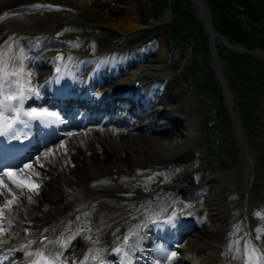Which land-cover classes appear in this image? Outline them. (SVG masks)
Listing matches in <instances>:
<instances>
[{"label": "bare ground", "instance_id": "bare-ground-1", "mask_svg": "<svg viewBox=\"0 0 264 264\" xmlns=\"http://www.w3.org/2000/svg\"><path fill=\"white\" fill-rule=\"evenodd\" d=\"M36 1L38 0L0 1V12L11 3L21 5L23 12H31V9L24 4ZM76 1L79 5L78 15L68 14L70 16L68 17L62 14L44 13L41 17L39 15L31 16L16 25L18 27L13 28H6L5 18L7 16L0 20V44L16 37V50L23 49L25 55H29L28 59L24 61L28 75L21 82H26V86L34 89L35 92H43L45 88L56 81L51 73L58 59L57 57L42 56V52L53 41L51 35L66 24V19H69L67 20L69 29L75 23H84V19L90 23L115 27L118 31L127 32L136 28L137 23H132V21L137 18L138 13L132 6L118 9L112 3L113 0H107L103 3L98 2V0ZM131 1L126 0L125 2L130 4ZM15 4L10 7H14ZM55 6L58 4L56 3ZM41 28H45L44 31L49 34L39 33L38 30ZM27 31L34 34H27ZM215 35L212 31V41H219ZM36 40L38 42L34 43ZM109 50H115V48ZM111 54H103L97 59L98 62L107 61L109 57L114 58L116 56V54ZM165 54L163 52L162 56L166 57ZM151 61L158 60L151 59ZM80 64H85V61L81 59ZM114 65L122 70L123 64L118 66L114 63ZM175 65V63L171 64L169 69H174ZM34 67H37L35 71H33ZM142 69L141 73L135 72L127 77L130 81L129 86H131L132 81L133 83L145 82V84L152 86L153 92L158 94L167 103V106L176 104L179 97L187 96L183 86L172 81V73L166 72L165 68L163 70L160 64L144 63ZM1 72L7 74L5 69H1ZM33 79L37 81L35 86L32 85ZM87 79L88 76L86 81ZM35 92L30 93V96H33ZM183 104L185 105H175L171 107L173 112H167V116L174 127L192 122L195 116L194 110H187L189 101H185ZM192 112L194 116H192ZM191 126L193 125L187 127L188 134ZM140 132L134 128L124 130L94 128L81 133L79 136H74L67 145L62 142L65 149L59 154H54L52 156L54 160L39 157L30 168H22L23 171L20 173L27 180L29 177L35 178L38 174L39 194L34 196V203H28L26 197L30 193L25 192L24 197L15 201L16 205L13 203L11 211L6 210L3 225L9 227L11 224L9 225L8 220L10 219L12 224H17L19 227H9V232H12L13 229H19L17 232L20 233L21 237L11 236L7 241L0 239V264H11L10 259L16 255L21 256V263H29L27 253L37 250H47L55 255H60L63 251V258L59 264H66L67 262L68 264L70 262L77 264L86 255L87 245H95L94 249L98 250L97 255L101 256L102 251H108L120 245L123 238L130 232L135 233L130 246L133 250L138 251L139 258H142L143 254H148V250L142 248L140 244L144 242L148 247L155 241L152 237L153 232L148 229L149 221L161 217L172 221L173 216L178 214L172 212L171 204L165 207V203H163L154 208L155 204H149L153 195L138 194L134 201L140 205L139 209L123 211L120 215L113 216L111 220L104 217L105 222L102 218V210L107 206L111 207H107V210H114L112 205L122 204L120 198L117 197L121 190L120 184L117 180H113L114 174L116 172L128 176L131 173L130 168L141 166L144 163L160 166L172 165L187 160L191 152L189 150L188 152L183 151L178 144V139L182 141V137H175L174 139L167 137L176 134L174 133L175 128L166 132L165 135L159 134L158 136H148L143 134L145 131ZM240 133H242L245 144L239 165L229 170L211 172V175L205 179V185L201 183L197 186L186 182L185 184H177V187L173 188L189 194H201L203 190L205 192L208 184L211 185L205 201L188 208L183 216L182 225L185 224V220L190 219V224L195 222L198 232L192 236L187 247L178 249L182 259L179 256L175 257L173 264H189L183 259L189 261L190 264H238V262L230 260V254L227 252L229 240L235 238L230 236L234 226L240 225L243 231L254 235V230L261 223L258 221L256 213L264 210V173L260 171V186L255 188L257 177L255 160L252 156L253 149L242 130ZM165 142L167 146H164L163 143ZM77 146L82 148L81 152ZM174 153L175 156H173ZM55 160L63 163L65 161V167H59ZM50 166H54V168H50ZM37 167L47 170L49 174L41 173L36 169ZM54 174L64 176L67 180L61 177L56 178L54 179L57 181L56 184L50 187L51 183L46 182L45 179H53L50 175ZM71 176H74V180L70 179ZM2 177L5 185L12 188L13 191H19L15 189L12 180L8 177ZM102 177L106 180L99 181ZM238 183H242L243 187H236ZM84 184L90 186L84 188ZM170 195L165 201L171 200L173 193ZM6 199H11V197L0 196V205H3ZM97 208H100L101 211H98ZM206 210L209 224L197 223L195 220L204 217ZM160 211H165V214H158ZM170 211L172 212L171 216H168ZM200 212L203 214H199ZM121 228L123 229L121 230ZM143 231L146 232V235H143ZM171 232V229L164 230L166 234ZM42 236H46L47 241L39 243L37 239L29 246V241ZM57 241L60 243H56ZM56 246H59L60 250H56ZM137 258L134 259L137 260Z\"/></svg>", "mask_w": 264, "mask_h": 264}, {"label": "rangeland", "instance_id": "rangeland-1", "mask_svg": "<svg viewBox=\"0 0 264 264\" xmlns=\"http://www.w3.org/2000/svg\"><path fill=\"white\" fill-rule=\"evenodd\" d=\"M60 2V0H54ZM62 2H71L75 12H70L72 15H78L79 5L76 0H61ZM100 3L106 2L107 0H98ZM114 6H117L118 9L121 7L132 6L135 8L137 18L132 21V23H137L136 28L130 31H118L114 27L107 26L105 24L98 23H79L73 29L72 34L79 36L78 42L80 43V50L83 53L97 52L104 49L115 48L118 55L121 54L120 44L122 45L126 42L122 40V36L131 35L133 33L153 29L158 26L165 25L166 23L172 22V13L166 14L164 5L162 4L165 0H158L159 6L153 8L150 0H132L130 4L125 2L126 0H114ZM233 0H230L232 2ZM250 5H254L257 2L259 11L261 12V18H256L252 24L250 21L245 19L243 20L242 26L245 32L249 31V28L252 25L257 26L258 24L264 21V0H247ZM260 2V4H259ZM68 3L64 4L67 5ZM62 4V3H60ZM207 8V2H205ZM211 7L214 6L211 2ZM68 6V5H67ZM237 2L233 3V8L236 11H225V12H246L240 8ZM209 9V8H208ZM108 13V11L106 10ZM159 12V13H158ZM165 13L166 16H163V19L160 18V15ZM106 13V14H107ZM158 13V16L156 15ZM157 16V20H156ZM197 16V15H196ZM195 16V17H196ZM210 17L213 23L219 21V12H210ZM242 17V16H241ZM197 18V17H196ZM198 19V18H197ZM197 20L194 19L192 24L193 26L189 27V30L192 31L193 37L188 39H182L177 30L173 29L171 35L173 37L166 38L165 42L168 45H164L163 37L167 36V32L164 29V35L162 32L155 33L150 39L146 42L150 44V47H158V50L150 51L148 58L153 61L152 63L162 67L168 73H172V79L174 81L184 80L186 85L192 90L193 94L189 98H179V103L176 105L184 106L185 101H189L187 110H194L192 116H194L193 121L187 125H193L192 131H198L199 140L194 142L193 138L187 141L186 145L181 146L183 151L188 150L191 152V155L187 160L182 162V164L175 165L176 167L173 170L167 171L158 176H152L151 171L153 168H145L148 165L146 163L142 164V168H145L143 172L140 173L141 179H131L119 181L122 184V188H127L125 192L124 202L121 206H114L113 209L107 210V207L103 210V216L108 220H111L113 216L120 215L124 209H134L135 202L132 201L133 197L136 196L138 192L144 194L145 196L153 195V200L159 201L161 204L166 199L169 190L172 187H177V184L193 183L195 185L201 184L206 178L211 175V172L229 170L232 167L240 164L239 159V150L236 145L234 130L231 126V123L228 119L226 112H221L219 108V96L217 91H215L214 86H211V79H213V74H209L210 64L209 62V51H208V38L206 34L201 32ZM199 30V35L196 33V30ZM260 29V28H259ZM117 32L119 36L114 35ZM187 30L183 33L186 34ZM95 36V37H94ZM169 40L170 43H169ZM264 38L256 39L254 42L252 39L248 40L245 45L250 49H260L264 51ZM96 44V45H95ZM218 44V49H221V44ZM138 47H143L139 45ZM207 48V49H206ZM193 49V50H192ZM219 49V50H220ZM165 52L166 57L162 56V53ZM208 52V53H207ZM223 52V53H222ZM222 56L225 52L221 51ZM159 55V56H158ZM119 57V56H118ZM117 59V58H116ZM225 63L222 64V71L224 76L231 88V93L233 97V102L235 103V111L238 117V124L240 130H242L247 141H250L253 152L252 156L255 160V171L257 180L255 182V188L260 186L259 180H261L260 171L264 173V76H261L262 79L255 78L250 80L251 76H255L257 73H253L249 70H240L235 71L234 66L241 67L243 63V58L238 60H233L231 55L225 56ZM257 64L260 65L264 63V60L256 58ZM175 63L174 69H169L171 64ZM239 63H242L239 64ZM249 63V62H248ZM197 69H200L199 72ZM247 69V68H245ZM170 75V76H171ZM209 80V81H208ZM214 80V79H213ZM246 81V83H245ZM214 82V81H213ZM196 84H198L199 89H196ZM200 85V86H199ZM246 86L247 91L244 92V87ZM214 88V89H213ZM251 93H254V96H251ZM199 113H198V112ZM225 111V108H224ZM218 114V115H217ZM210 121L214 123V126L210 127ZM145 135V134H144ZM148 136H154V134H148ZM175 138V137H174ZM173 138V139H174ZM167 139V138H165ZM164 146H167L166 142L163 143ZM179 154V153H178ZM175 156V153L174 155ZM172 156V157H173ZM196 158H201L202 160H196ZM152 165V164H151ZM41 173L49 174L48 171L37 167L36 168ZM49 177V176H48ZM53 179H45L46 182L51 183L50 187L56 184V177L50 175ZM61 176L58 175L57 178ZM64 180H67L65 177H61ZM71 179L74 180V176H71ZM129 181V182H128ZM161 182L164 185H161ZM259 184V185H258ZM211 188V185H207L205 192L203 190L204 196L201 199L198 198H183L181 193H178L176 197H173L171 201V209L177 212V214L185 215L187 209L195 206L193 204L203 203L205 201L208 190ZM240 188V186H238ZM191 197V196H189ZM149 201L151 205L154 201ZM170 201V202H171ZM169 202V201H168ZM167 202V203H168ZM191 202L192 206L183 207L187 203ZM16 204V202H14ZM166 203V202H165ZM20 205V203H17ZM163 211L162 213H164ZM112 213L111 215H109ZM203 214V212H200ZM206 219L205 216L199 218L200 222H203ZM209 224V223H208ZM198 232V228L191 227L189 238ZM16 236V234L14 235ZM183 247H187L186 244ZM182 259V257H180ZM186 263H189L185 259Z\"/></svg>", "mask_w": 264, "mask_h": 264}, {"label": "snow or ice", "instance_id": "snow-or-ice-1", "mask_svg": "<svg viewBox=\"0 0 264 264\" xmlns=\"http://www.w3.org/2000/svg\"><path fill=\"white\" fill-rule=\"evenodd\" d=\"M32 8L51 9L50 5H32ZM5 16L9 14L5 13ZM16 41L14 38H10L9 41H5L0 44V69H5L7 74L0 75V135H8L13 139H19L17 134L19 129L16 125L22 126L24 129L30 127L32 121H39L42 124L54 123L57 119V113L49 111L46 108L32 107L30 110L25 111L23 108L25 99L28 93H34L35 90L31 87H25V83H22L23 78L28 75L24 64L26 55L23 49L18 51ZM38 95V92H35ZM27 119H24V118ZM31 165L25 164L24 169L30 168ZM23 171V169H20ZM17 175L16 172L9 169L4 171L3 176L12 180V184L15 189L19 191H13L5 185L4 180L0 177V196H10L11 199H6L3 205H0V232L4 231L3 220L6 218V210L11 211V207L15 201H18L21 197H24L25 192L30 193L26 199L28 203H34V196L39 194L40 184L37 182L38 174L35 178L29 177L28 181H20L14 179ZM103 183V182H101ZM87 215V213H85ZM256 217L261 223L254 230V235L249 232L243 231L240 225L234 226L233 233L230 236H234V239H230L227 244V252L230 254V260L238 262V264H264V210L257 212ZM79 219V217H77ZM9 225L11 220H8ZM47 231V229H45ZM89 231H91L89 229ZM243 234L241 235V233ZM135 233H129V235L123 238V245L121 248H117V252L123 251L125 247L129 245V241ZM47 237L41 243L47 241ZM91 239V237H89ZM29 241V246L32 244ZM56 243H60L57 241ZM93 243H95L93 241ZM96 249H89L84 258L78 262V264H89L90 261H97L99 259ZM29 258V264H59V255L52 254L47 250H37L35 252L27 253ZM177 253L171 251L161 261L157 258L153 261V264H173V261Z\"/></svg>", "mask_w": 264, "mask_h": 264}, {"label": "trees", "instance_id": "trees-1", "mask_svg": "<svg viewBox=\"0 0 264 264\" xmlns=\"http://www.w3.org/2000/svg\"><path fill=\"white\" fill-rule=\"evenodd\" d=\"M225 3L229 6L230 4V0H224ZM190 15L189 12H186L184 14H181V19L185 20L187 19V17ZM260 14L257 13V12H251V17L252 18H255V17H259ZM228 20V18H226ZM230 22H234L235 24H230L228 21H226L225 19L223 20V23H222V26L225 27L226 29H233L234 31H237L238 33H241L240 31V22L237 21V20H234V21H230ZM179 25H181V22H178ZM245 39H250L248 36H244ZM253 42L256 40L255 38H252ZM248 42V41H247ZM264 42V41H263ZM240 58H243L244 59V65L247 66L248 68H253V67H256L258 68L255 64H250L248 63L249 60L248 58L244 57V56H240ZM244 68V67H243Z\"/></svg>", "mask_w": 264, "mask_h": 264}, {"label": "water", "instance_id": "water-1", "mask_svg": "<svg viewBox=\"0 0 264 264\" xmlns=\"http://www.w3.org/2000/svg\"><path fill=\"white\" fill-rule=\"evenodd\" d=\"M194 5L196 6V8L198 10V13L200 15V18L204 20V18L206 17V12H205L206 10H205L204 6L202 4H199V3L198 4L195 3ZM218 73H219V71H218ZM219 76H220V82L224 86V83H223L224 81L222 80V77H221V74L220 73H219ZM225 97H226L227 100H229V97H230L229 92L225 93Z\"/></svg>", "mask_w": 264, "mask_h": 264}]
</instances>
